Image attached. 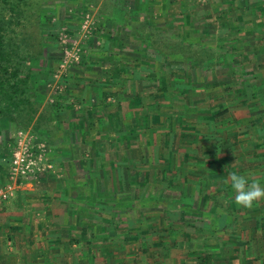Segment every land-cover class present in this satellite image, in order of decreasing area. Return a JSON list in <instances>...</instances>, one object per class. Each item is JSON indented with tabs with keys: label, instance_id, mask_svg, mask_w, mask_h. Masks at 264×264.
<instances>
[{
	"label": "rangeland",
	"instance_id": "1",
	"mask_svg": "<svg viewBox=\"0 0 264 264\" xmlns=\"http://www.w3.org/2000/svg\"><path fill=\"white\" fill-rule=\"evenodd\" d=\"M218 1L205 3V12L211 11L206 18H188L202 31L195 34L168 26V20L174 25L180 24L181 18L164 16L166 11L177 13L186 7L187 3L181 6L178 0H58L55 5L45 3L37 14L44 29L42 49L38 56L29 59L35 80L30 87L31 94L41 103L39 112L27 129L20 128L21 123L17 120L0 121V217L5 215L11 198L17 193L20 194L16 196L17 200L39 205L37 211L44 209L42 204L68 207L74 222H79L80 218L84 233L92 235V241L89 240L90 245L94 244L91 254L79 258L82 264H91L90 261L102 257L100 253L105 249L114 246L104 240V222L108 226L107 234L114 235L119 226L115 227L113 219L129 220L137 216L143 220L168 212L163 206L175 207L180 193L175 188L179 183L173 181L174 178L183 180L181 167L190 170L192 188L196 186L197 177L206 170L202 160L208 155L228 152V146L224 147L225 136L240 135L237 128L246 129L251 121L255 124L258 117L255 118L252 106L263 101L262 97L253 99L250 90L258 86V90L264 88L259 85L263 81L262 73L256 71V76L248 78L254 73V64L247 55H253L254 48L248 46L247 38L251 39L250 44L259 41L252 34L237 33L231 25L237 22L230 14L243 4L232 0ZM259 2L246 3L257 5ZM216 5H222L224 10L214 11ZM147 19L154 20L157 28L163 31L160 33L155 29L152 33L159 36V48L166 47L171 52L169 57L161 52L146 51L138 43L134 27L139 28ZM257 21L264 22V18L259 17ZM188 40L200 42L207 48L206 52L201 49V44L188 43ZM209 48L217 49L222 55L220 59L212 56ZM184 55L193 59H185ZM200 57L205 62H200ZM237 71L241 72L237 75L239 78L235 74ZM232 83L234 88L230 86ZM247 86L250 98L246 94ZM102 91L117 92L126 97L120 101L122 114L130 109L133 114L126 116V124L119 122L120 128H103L108 124L104 111L110 108L101 103L99 93ZM136 94L141 97L134 101ZM108 101L116 103L114 98ZM54 104L64 108L57 117L43 115L46 106ZM145 107L150 108L143 111ZM179 114L186 117L185 123L189 125L186 129L179 126ZM215 114H219L216 120ZM70 116L78 123L77 129L72 131L65 122ZM262 120H259V130L252 135L264 142V117ZM38 122L41 127L35 128ZM33 128L38 132H33ZM21 132L33 135V143L44 144L47 154L42 162L45 167L42 173L15 183L10 177V162ZM245 135H240V139H247ZM183 143L189 144L187 153L191 158L187 155L189 162L183 165L174 161L179 177L173 172L174 168H170V154L176 151L181 158ZM115 169L119 174L122 170V178L116 176ZM136 171L145 176L136 178ZM150 172L155 173L156 178H150ZM11 181L15 185L13 195L9 199L1 198V190ZM110 182L111 189H108ZM28 183L40 189H22ZM43 211L42 219H39L46 223L44 232L50 237L58 234L61 240L68 242L69 227L56 226V222L49 219L51 216L65 218L66 210L56 209V213H52L45 208ZM133 224L134 221L129 222L128 226L133 229ZM71 244L74 246L78 242ZM82 245H86V241L79 242L78 246ZM65 257L58 261L66 264Z\"/></svg>",
	"mask_w": 264,
	"mask_h": 264
},
{
	"label": "crops",
	"instance_id": "2",
	"mask_svg": "<svg viewBox=\"0 0 264 264\" xmlns=\"http://www.w3.org/2000/svg\"><path fill=\"white\" fill-rule=\"evenodd\" d=\"M178 1L181 6L184 5L183 3H187L186 7L177 13L172 11L164 13L168 19L181 18L179 26L168 20L170 29L177 27L181 32L201 33L198 24L193 23L192 20L189 22L188 18L193 20L194 18L197 20L199 16L206 18V15L211 12H205L207 10L205 3L208 0ZM232 1L246 5V7L240 5V8L234 9L230 14L236 18L235 21L237 22L231 24L233 29L242 35L244 33L252 34L256 40L258 37L264 38V22L257 21L259 17L264 18V0H260L261 2L257 5L246 3L251 0ZM221 6L216 5L214 11L224 10ZM220 15L223 16V13ZM242 25L247 26V28L240 27ZM250 40L247 38L248 46L264 50V41L250 44ZM244 41L246 42V39ZM254 55L256 54L249 53L247 56L251 59L252 64H256L257 61L264 63V58L263 60L258 57L252 58ZM248 76L251 79L250 76H256V74H249ZM261 84L264 87V81L259 85ZM259 88L260 86L252 87L251 95L253 96L252 92L255 91L256 96L254 97L257 99L262 97L261 104L264 108V88L258 90ZM251 110L255 115L259 113L256 104H253ZM259 126L261 123L255 119V124L252 121L248 122L246 129L237 128L240 135L247 134L245 136L248 138L244 140L240 139V135L237 133L230 134L228 137L226 135L224 147L228 146V152L208 155L207 159L202 160L206 170L197 177L198 184L193 188L190 182V170L181 167L183 180L180 178L175 180L174 178L173 181L179 183L175 188H178L180 196L176 197L175 207L168 205L162 207L168 209L165 214L161 213V215L151 216L143 220L137 216L129 218V220L127 218L113 219L115 227L119 226V231L114 235L112 233L107 234L108 226L104 222V232L102 231V235L105 236L104 240L109 245L114 244V246L105 249V252L100 253L102 257L90 261L91 264H264V199L254 202L251 209L238 206L235 202V192L229 181L230 173L237 172L248 177L249 183L252 180H257L261 187H264V142L254 139L252 135L259 130ZM183 144L181 158L176 151V154H170V168L171 170L174 168L173 172L178 173L176 176L180 174L176 170L177 164L182 162L183 165L186 161L189 162L188 156L190 157V155L187 153L189 144ZM177 155L179 156L177 157ZM176 160L177 164L174 162ZM210 166L212 169L209 168ZM115 171L116 176L119 178L121 175L122 178V170H120V174L116 169ZM135 173L136 178L145 176L143 172L136 171ZM150 178H156L155 173L150 172ZM110 185L111 182L108 189H111ZM34 186L36 187V185L28 183L27 187L22 189H40ZM24 193L29 194L31 192L25 191ZM19 195L17 193L16 196ZM16 196L11 198L5 215L0 217L1 263L65 264V262L58 260L67 256L64 258L68 261L66 264H72L73 261L74 264H82L79 258L85 254H91V248L94 247V244L90 245L89 240L92 241V235L84 233L82 230L83 222L80 218L79 222L76 220L74 222L68 214V207L64 209L65 207H59V205L49 204L46 206L42 204L44 209L49 208L52 213H56V209L57 211L66 210L65 218L63 216H51L49 218L56 222V226L60 224L69 227L68 238L70 241L66 242L61 240L62 237H59L58 234L50 237L44 232L46 223L41 222V214L44 213V209L37 211L40 209L39 205L36 206L32 201L25 200L23 203L17 200ZM198 197L203 199L205 203L201 199L198 200ZM28 198L29 196H27ZM181 198H183L182 201ZM55 207L56 209H54ZM132 221L135 222L133 229L128 226V223H132ZM86 225H90V222H86ZM109 225L111 224L109 223ZM144 225L147 227L144 228ZM123 226L128 227L121 231ZM144 231L145 233H143ZM109 235L111 236L109 237ZM2 237L4 238L2 239ZM72 241H77L78 244L79 242L83 244L86 241V245L79 247L76 244L73 246ZM22 248L25 250L21 251ZM91 256L92 259L95 257L94 254Z\"/></svg>",
	"mask_w": 264,
	"mask_h": 264
},
{
	"label": "trees",
	"instance_id": "3",
	"mask_svg": "<svg viewBox=\"0 0 264 264\" xmlns=\"http://www.w3.org/2000/svg\"><path fill=\"white\" fill-rule=\"evenodd\" d=\"M57 1L58 0H0V121L3 119H8L9 121L17 120L21 123L20 128L27 129L34 120L36 114L39 112L41 103L39 101L37 102L31 94L32 88L30 87H33L35 80L33 78L34 68L29 63V59L32 56L36 57L39 55L44 41V29L41 26L40 19H38V11L45 3L55 5L58 3ZM138 21L139 20H136L135 23H138ZM152 21L147 19L140 24L139 28L136 29V26L134 27V34L139 37L138 43L142 48H145L146 51L151 52L153 50L158 53L161 52L163 56L169 57L171 52L167 51L166 47L159 48V46H161V42L158 40L159 36L153 35L152 33L155 29L160 31V33L163 31L160 28H157L158 26L154 23V20ZM128 22L130 23V21ZM262 40H264L263 37H258V41ZM189 42L199 45L201 44L195 40H188V43ZM201 46L203 47L201 48L203 49V52H206L207 48L203 44H201ZM209 50L211 51L212 56L219 57V59L222 56L217 49L209 48ZM253 54L256 55L252 58L258 57L260 60H263L264 58L263 49L255 47ZM184 58L188 60L193 59V57L188 55H186V57L184 55ZM199 60L200 62H205V59L202 57H200ZM260 62L261 61H257L256 64L254 63L253 74H255L256 71L262 73L261 79L264 81V63ZM244 73L247 74L246 72ZM235 74L236 77H238L237 75L241 74V72L237 71ZM233 85L235 84H230L231 87ZM163 88L164 87H161V89ZM245 88L247 91L246 94L248 93L249 95L251 89L249 90L248 86ZM157 89L160 88L157 87ZM156 93H158V91ZM252 94V98L257 99V97H254L256 96L255 91H253ZM137 97H141V95L136 94L134 101ZM99 98L101 103H104L110 108L105 110V114H103L104 118L108 119V124L103 126L104 129L112 130L117 126L120 128L121 125L119 122L125 121L126 124V116H132L133 113L131 112V109L122 114L120 101L126 97H122L117 92L102 91L99 93ZM111 98H114L116 103L108 101ZM255 104L259 110V113L256 114L255 118L258 117L257 120H262L264 117V111L261 110L262 105L258 102H255ZM113 107H116V109L112 110ZM150 107H145L143 111H146ZM62 109H64L63 106L57 104L46 106L43 115L51 117L53 114V117L56 118L58 112ZM179 115V126L186 129L189 127V125L185 123L186 117H183L181 114ZM218 115L219 114H215L213 118L216 120ZM68 119V121H65L68 124V128L71 131L74 130L75 127L77 129L78 123L73 119V116H70ZM38 123L39 125H36L35 128L41 127V123ZM79 129H82V127H79ZM33 132H38V130L33 128Z\"/></svg>",
	"mask_w": 264,
	"mask_h": 264
},
{
	"label": "built area",
	"instance_id": "4",
	"mask_svg": "<svg viewBox=\"0 0 264 264\" xmlns=\"http://www.w3.org/2000/svg\"><path fill=\"white\" fill-rule=\"evenodd\" d=\"M23 133H20L19 141L13 148L10 162V177L15 180V183L20 179L34 178L42 173L45 168L43 167V160L47 154L45 145L37 142L33 143V135L28 133L24 135ZM14 190V182H8L1 190V198L9 199Z\"/></svg>",
	"mask_w": 264,
	"mask_h": 264
},
{
	"label": "clouds",
	"instance_id": "5",
	"mask_svg": "<svg viewBox=\"0 0 264 264\" xmlns=\"http://www.w3.org/2000/svg\"><path fill=\"white\" fill-rule=\"evenodd\" d=\"M229 181L235 192V202L238 206L251 209L254 202L264 199V187H261L259 181L252 180L237 172L230 173Z\"/></svg>",
	"mask_w": 264,
	"mask_h": 264
}]
</instances>
